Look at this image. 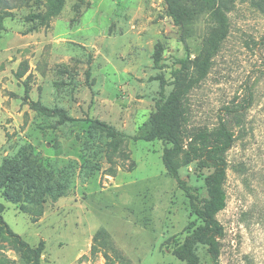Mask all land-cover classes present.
Instances as JSON below:
<instances>
[{
    "label": "rangeland",
    "instance_id": "1",
    "mask_svg": "<svg viewBox=\"0 0 264 264\" xmlns=\"http://www.w3.org/2000/svg\"><path fill=\"white\" fill-rule=\"evenodd\" d=\"M52 1L0 16V203L9 227L32 246L44 240L41 264H185L173 248L201 220L164 165L171 143L142 136L160 77L169 93L176 58L189 57L199 78L183 101L188 132L214 129L226 105L254 92L243 126H232L219 264H264V15L240 2L222 20L202 2L180 30L164 0H64L49 18ZM210 48L200 76L196 57ZM102 124L129 136L130 157L116 156L115 175L106 157L114 138ZM211 171L193 161L179 175L204 196ZM197 253L214 264L206 246ZM2 254L26 264L0 240Z\"/></svg>",
    "mask_w": 264,
    "mask_h": 264
},
{
    "label": "trees",
    "instance_id": "2",
    "mask_svg": "<svg viewBox=\"0 0 264 264\" xmlns=\"http://www.w3.org/2000/svg\"><path fill=\"white\" fill-rule=\"evenodd\" d=\"M29 0H0V16L11 15L12 8L23 6ZM211 4L216 15L222 20L225 14L234 10L238 3L249 2L254 8L264 15V0H164L166 13L176 26L181 30L185 22L196 12V7L201 4ZM64 5V0H53L49 8L48 17L58 15ZM223 28V24L219 31ZM264 48V34L257 43ZM215 47V43L212 45ZM211 51L203 57L195 60L197 73L203 76L210 64ZM163 57L157 51L155 63L162 65ZM189 57L176 58V65L171 69L173 89L167 93L166 85L169 83L164 77L161 79L159 98L156 101V110L149 118V127L142 136L146 140L162 139L170 146L164 148L162 159L171 176L186 192L192 211L201 220L200 224L194 221L186 226L187 234L182 242H178L173 248V254L183 260L185 264H201L197 253V247L202 244L207 247L213 263L219 264L221 252L220 239L225 235V227L217 215L227 205V192L225 183L227 180L228 158L227 153L236 141L233 125L243 126L246 110L252 105L254 92L249 87L240 102L226 105L224 114L220 116L218 125L212 129H198L188 132L184 127L185 111L184 98L194 81L199 78L190 68ZM106 133L114 138V141L106 150V157L110 163L109 174L115 175L117 155L130 157L127 150L128 135L116 130L108 124H102ZM197 161L199 166L212 168V171L204 178L206 195L201 196L197 187L189 185L180 177L181 166ZM132 169L131 166L129 170ZM13 178L9 177L8 181ZM0 240L11 245L18 251L21 259L26 264H41V256L45 248L44 240L37 246H32L9 227L2 215L0 203ZM0 264H15V260L7 255L0 256Z\"/></svg>",
    "mask_w": 264,
    "mask_h": 264
}]
</instances>
